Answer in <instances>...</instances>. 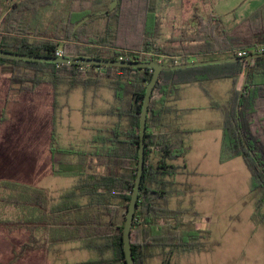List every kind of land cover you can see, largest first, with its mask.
<instances>
[{
	"label": "trees",
	"instance_id": "16d2710c",
	"mask_svg": "<svg viewBox=\"0 0 264 264\" xmlns=\"http://www.w3.org/2000/svg\"><path fill=\"white\" fill-rule=\"evenodd\" d=\"M155 1L117 0L116 6L106 11L107 24L104 35H100L88 30L91 11L72 10L73 0L43 27L38 23L30 27L23 21L27 16L39 20L40 10L56 0H20L4 17L0 49L54 57L63 46V56L161 60L173 65L190 62L191 56L202 61L239 57L240 50H245L247 55L258 53L254 48L264 44V2L229 26L212 11L205 15L195 13V27L181 29L165 40ZM214 53L217 57L207 56ZM151 74V68L57 64L0 57V76L8 80L0 121H6V105L13 98L36 92L42 85L51 86V171L76 177L75 184L59 195L61 201L54 203L44 188L0 180V187L8 190V197L1 198L0 202L13 205L19 213L15 220L1 219L0 224L32 230L29 240L21 245L22 251L38 246L34 232L38 228L46 230L47 244H54L57 227L63 226L65 239L88 237L89 248L99 252V258L67 264H125L122 226L137 171L139 116ZM223 78L232 81L229 96L224 104L211 102L222 117L219 159L225 162L242 157L250 172L249 196L255 203L253 218L264 222V56L249 63L239 59L162 70L149 103L144 171L130 230L135 264H146L156 249L162 255L161 264H171L174 254L200 252L205 247L201 239L210 235L207 219L195 212L186 214L181 207L167 206L170 197L182 194L180 186L184 189L191 186L177 180L185 172V165L174 164L190 150L186 144L189 130L168 121V115L177 113V109L168 105L167 99L180 84ZM79 85L86 89L105 86L111 90V106L98 114L115 120L92 136V149L61 146L57 141V97L68 95ZM59 86H64L62 92ZM107 251L110 256L106 257Z\"/></svg>",
	"mask_w": 264,
	"mask_h": 264
},
{
	"label": "rangeland",
	"instance_id": "374dc122",
	"mask_svg": "<svg viewBox=\"0 0 264 264\" xmlns=\"http://www.w3.org/2000/svg\"><path fill=\"white\" fill-rule=\"evenodd\" d=\"M159 1L164 6H168L171 1L170 6L173 7V12H177L184 23L189 25L196 23L192 15L193 6L188 0H185L182 10L180 0ZM211 1L206 2L207 4L199 3V12L205 15L214 8L219 14L217 16H220L228 26L235 24L263 3L262 0ZM116 2L117 0H73L71 9L77 11L89 8L91 11L87 24L89 32H99L100 35H104L107 24L106 11L113 9ZM68 4L69 0H56L51 6L41 9L39 17L42 20L43 18L46 21L50 20L58 15L56 12L62 5ZM167 13L162 12L165 19ZM59 49H63V46ZM207 56L215 58L217 54ZM219 82L218 88L207 81L199 83L198 88L212 93L216 100L223 104L226 92L222 91L223 81ZM7 86L8 80L0 76V119ZM198 88L182 86L176 90L172 100L176 104H184L185 95L191 91L195 94L199 91ZM63 89L64 86H59L58 90L62 92ZM50 94L51 86L42 85L38 91L20 94L6 105L7 119L5 122L0 121V180H15L44 188L48 190L54 203L57 202L61 193L55 190L54 186L66 190L76 177L54 174L50 171L47 147L49 116L45 111ZM57 98L59 108L56 116V136L61 146L92 149L90 138L99 128L111 126L115 120V118L98 114L111 106V90L105 86H99L96 89L90 86L86 89L79 85L68 95L59 94ZM197 105L201 107L204 105L201 99ZM83 112L85 113L84 121L81 117ZM193 113L184 112L179 121L180 125L189 126L188 121L194 116ZM196 114H198L197 118L202 117L209 122L200 120L201 122L195 125L209 129L186 136V144L191 147V151L186 157L174 161V164L183 166L187 163L192 167L195 163H199V166L195 165L196 169H189V173H181L177 176L179 182H187L191 186L186 189L180 186L182 194L170 197L167 206L171 209L181 207L186 210V214L196 213L205 217L210 235L201 239L205 245L202 251L174 254L171 264H264V222H258L253 218L255 203L249 196L250 172L240 156L225 162L218 161L216 154L218 149L221 150L222 141V132L219 128L222 124L221 115L216 110L207 108H202ZM51 187H53L52 190ZM7 194L8 190L0 187V200L8 197ZM18 214L13 205L0 202V219L15 220ZM13 236L11 237L13 242L19 243V235ZM80 245L83 246L81 241H76L72 245L68 244L70 247L74 246L73 249L62 252L57 249L55 243L45 244L47 256L42 253L41 258L36 259L35 250H32V259L29 261L32 264H66L99 258V252L91 251V249L82 250L78 248ZM20 251L22 252L21 245L19 248L15 247L12 254L15 256V253ZM104 256H110V252L107 251ZM1 261L0 264L3 263ZM24 261L29 263L28 260L13 257L9 264H26ZM161 261L162 255L156 249L154 256L148 258L146 264H161Z\"/></svg>",
	"mask_w": 264,
	"mask_h": 264
},
{
	"label": "crops",
	"instance_id": "0c3cea01",
	"mask_svg": "<svg viewBox=\"0 0 264 264\" xmlns=\"http://www.w3.org/2000/svg\"><path fill=\"white\" fill-rule=\"evenodd\" d=\"M19 1L20 0H0V32L4 28V17L6 15V13L11 9L13 4H15ZM180 1H181L180 7L182 10V8L184 7L185 0H180ZM188 2H190L191 6H193L192 15L194 16L195 13L201 14L198 10V4L199 3L205 2V4H207L206 2L210 3L212 1L211 0H188ZM261 2H264V0H262ZM170 4H171V1H170ZM170 4H168V6H164V5H162V3L159 0L155 1V6L157 9V12L160 13L161 19L163 22V39H165V40L169 39L171 36L177 35L179 33V31H181V29H184L187 27H195L197 25L196 18H195L196 23L194 25H189L187 23H184L183 20L181 19V17H179L177 15V12H173L174 9H173V7L170 6ZM63 8H64V5H62L60 7V10H62ZM211 10H212V12H214V14L219 15L215 11L214 8H212ZM164 11L168 12L166 15V19L164 18L165 16L162 14V12L164 13ZM208 12H211V11H208ZM47 21L44 20V18H43V20H42V18L41 19L39 18V20H37V19L33 20L31 16H27V17H25L23 23L24 24L27 23L28 26H30V27H33L35 23H38L39 26L43 27L47 24ZM201 56H199V57H201ZM162 58H164V57L162 56L161 59ZM189 61H200V59H197V57H195V56H191ZM205 81L213 84L214 87H216V88L219 87V83H220L219 81H223L222 82L223 83L222 84V86H223L222 91L226 92V96H225V102H226V100L229 96V92H230L231 87H232V81L230 78L203 80V81L192 82V83H183V84L178 85L177 89H179L182 86L189 87V88H192V87L198 88L199 83H204ZM7 88H8V86H7ZM6 92H7V89H6ZM194 95H196V96H194ZM173 96L174 95H171L168 97L167 104L176 108L177 113H171L170 115H168L167 119H168V121H174V123L178 124L181 128L189 130V133L186 136L198 134V133L203 132L204 130L209 129V128L203 129V128L195 125L196 123L201 122L200 120H203L205 122H209L208 119H204L202 117H201V119L197 118L198 114H196V113L197 112L199 113V111L202 108H207L210 110H216V112H218L220 114V112L217 109L213 108L211 105L212 101H215V102H218V101L216 100V98L214 97V95L212 93L205 91L204 89H199V91H196L195 94H192V91H191V93H187L184 97V104L174 103V101L172 100ZM49 97H50V99L47 101V105L45 106V111H47V116H49V131H48V146H47L48 150H49L50 135H51L52 94H50ZM199 98L201 99V102L204 104L202 107L200 105H197L198 101L200 100ZM184 112L185 113H193L194 112L193 113L194 116H192L188 121L189 126H185V127L180 125V122H179L182 119ZM177 114H178V116H177ZM84 116H85V113L84 112L81 113L82 121H84V119H85ZM221 119H222V117H221ZM219 128L221 129V132H222V124ZM90 139H92V137ZM190 151H191V147H190V150L188 151V153L186 154V156L190 153ZM216 155L218 156V161H220L219 160V155H220L219 149L217 150ZM49 160H50V152H49ZM195 165L199 166V163H197V164L195 163ZM195 165L190 167L186 163L183 171L189 173V169H196ZM50 171H51V160H50ZM75 181L71 185H69L66 190L71 188L75 184ZM52 188L53 187H51L50 189L52 190ZM54 189L57 190L58 192H61V193L66 191L65 189H63V190L60 189L56 185L54 186ZM59 201H61L60 197L57 198V202H59ZM30 216H31V214L29 213V217ZM34 232H35L36 236H38V246H34V247L30 246L27 249H24L22 252L21 251L16 252L15 256H14L12 254L13 249L15 247L19 248L20 245H22L23 243H25L29 240V237L32 234L31 227H13V226L12 227H6V226H3L0 224V260H2L1 262H3L1 264H4V263L9 264L10 260H12L13 257L14 258L20 257L23 260L25 259V260L29 261L30 259H32V253H33L32 250H35L34 254H35L36 259H38V257L41 258L42 253L45 256H47V250L45 247V244H47V236L45 234L46 230L44 228L40 227V228H38V231H34ZM16 234L19 235V238H20V240L18 241L19 243H15V242H13V239H11V237L13 238L14 237L13 235H16ZM76 241H81L83 243V246L80 245L78 248H82V250H90L88 237H84L80 240H75V239L67 240V239H65L63 226L61 228L57 227L56 241H55V244L57 245V249L61 250L62 252L68 251V249H70V248L73 249L74 246L70 247V246H68V244L72 245V244L76 243ZM33 248H35V249H33ZM91 251H94V250L91 249ZM12 255H13V257H12ZM25 263L27 264L28 262H25ZM28 264H32V262L29 261Z\"/></svg>",
	"mask_w": 264,
	"mask_h": 264
},
{
	"label": "water",
	"instance_id": "95a60500",
	"mask_svg": "<svg viewBox=\"0 0 264 264\" xmlns=\"http://www.w3.org/2000/svg\"><path fill=\"white\" fill-rule=\"evenodd\" d=\"M264 56V52L252 53L245 57H222L210 60L202 61H190L184 64H165L161 61H127V60H112V59H100V58H91V57H69V56H37L31 54H23L17 52H10L0 49V57L16 59V60H26V61H48L54 62L57 64H85V65H97V66H113V67H137V68H151L152 74L149 82L146 85L145 93L143 96L141 111L139 116V149H138V165L136 176L134 179L133 189L131 191L130 200L128 202L124 222L122 226V242H123V253L125 264H135L130 241V230L134 218V213L137 207L138 194L140 190L142 175L144 171V153H145V130H146V121L147 113L149 108V103L151 99V94L153 88L158 81L161 71L167 69H177L185 68L209 63H222L225 61L245 59L249 63L252 59ZM247 73V71H246ZM246 73L243 79V84L246 79Z\"/></svg>",
	"mask_w": 264,
	"mask_h": 264
},
{
	"label": "built area",
	"instance_id": "2783aa9c",
	"mask_svg": "<svg viewBox=\"0 0 264 264\" xmlns=\"http://www.w3.org/2000/svg\"><path fill=\"white\" fill-rule=\"evenodd\" d=\"M254 51L255 52H264V44L255 47ZM246 55H247V52L245 50H240V51L237 52V56H239V57H244ZM56 56H63L62 49H57Z\"/></svg>",
	"mask_w": 264,
	"mask_h": 264
}]
</instances>
